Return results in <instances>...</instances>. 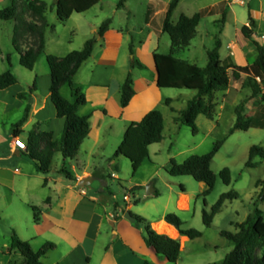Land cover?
Here are the masks:
<instances>
[{"label": "crops", "instance_id": "1", "mask_svg": "<svg viewBox=\"0 0 264 264\" xmlns=\"http://www.w3.org/2000/svg\"><path fill=\"white\" fill-rule=\"evenodd\" d=\"M128 1L126 0L123 8L117 6V9H126L127 15L131 17L134 13L130 10ZM229 1L231 0H222L210 7L213 14H222L223 17L225 15L223 22L232 8L226 4ZM247 1L250 13L241 29H235L232 35L226 28L219 29L213 34L215 44L217 39L221 41V59L226 65L230 62L241 67L252 65L258 57L254 42L264 46V34L258 36L259 28L264 26V0ZM235 2L245 4L243 0H235ZM181 16L178 20H174L173 16V22L178 23ZM28 20L31 21V18ZM164 21L165 18L160 22L156 20L154 5L149 4L142 29L117 28L112 19L110 28L102 37L96 39L92 56L82 65L75 77L76 88L80 89L86 99V103L79 106L78 113L90 118L89 136L83 142L77 157L71 160L72 163L70 160H64L60 153H56L53 158V169L49 173L40 172L36 162L30 158L29 151L19 150L14 145V139L21 137L28 146L32 134L49 133L53 140L60 138L64 131L65 119L57 116L50 93L54 75L49 66L45 68L42 62L43 60L47 62V55L65 57L73 51L82 50L89 40L87 35L98 33L99 29L96 26L94 29H88L80 48L73 46L72 43L58 40L52 34L49 35L47 29L45 55L37 62V64L41 63L40 70L35 72L36 64L32 71L35 72L30 80L33 82L32 85L27 82L26 86L16 89L20 86L18 83L0 91V119L3 118L0 123V264L26 263V258L19 250H11L13 234L22 241L30 243L35 252L40 251L48 243L55 245V248L42 258V264H145L146 262L168 264L167 260L159 257L155 249L146 243L143 227L137 222L126 219L127 212L133 216L147 218L152 229L159 234H165L159 231L161 226H170L176 235L168 236L177 239L183 251L189 238L181 235L179 230L167 223L165 218L171 212L178 215L190 212L196 193H204L207 186L200 183V187L195 190L189 189L185 182H180L181 191H178L176 188L178 184L170 182L163 192L159 191L154 182L157 170L154 169L156 164L151 156L153 145L149 147V157L141 165L142 167L148 162L153 166L145 180V183L152 181L153 193L142 199L138 191H133L139 187V184H136L128 189V194L124 197L125 206L106 197L105 193L109 186L106 178L109 176L116 180L119 177L116 172L120 166L114 156L126 132L131 129L137 137L138 124L149 112L159 110L164 117L165 139L167 130L172 131L169 126L167 127V118L179 127L180 123L182 124V113L186 111L189 102L198 95L197 91L189 96L186 93H173L169 91L173 89H161L157 86L154 54L167 55L172 48L170 36L163 31ZM200 25L201 22L195 38L202 36L203 39ZM245 26L252 31L251 38L243 34L242 29ZM56 31L54 29V33ZM21 48L25 51L28 45H22ZM187 48L181 50L177 57L193 63L189 58L181 56ZM206 51L208 56L211 50ZM142 55L152 56L151 68L143 62ZM133 60L139 61L144 68L133 67ZM230 74H232L231 70ZM129 75L133 79L135 95L130 104L123 108L121 88ZM35 81L37 90L32 91L31 87ZM65 87L69 86L62 88V95L69 101L75 102L73 90L69 87L70 91L67 95L64 92ZM241 91H248L245 100L237 98ZM21 93L26 94L25 99L19 98ZM252 95L250 76L242 74L238 81L231 80L227 90L216 92L213 101L217 104V110L220 108L224 110L225 104L233 100L235 113L237 107L244 104V115L254 117L264 104ZM168 99L171 100L170 105L166 103ZM27 110L28 119L21 124ZM201 116L204 115H200L196 120L198 128ZM209 120L212 123H208V127L213 130L215 118ZM17 125L20 126L16 127ZM256 130L261 128H251L246 132L256 134ZM17 131L20 132L19 136H16ZM34 148L36 151H41L44 144L37 142ZM106 162L108 164H105ZM63 168H67L73 178L70 179L63 174L61 172ZM85 178L93 179L91 187L79 186V181ZM258 185L259 182L256 186ZM156 192H159L158 196L155 195ZM165 194L168 198L162 204L159 200ZM132 201L134 204L147 205L150 214L140 209L133 210ZM172 201L175 210H169ZM160 206H163V209ZM194 210L196 213V204ZM182 238L185 240L182 241Z\"/></svg>", "mask_w": 264, "mask_h": 264}, {"label": "trees", "instance_id": "2", "mask_svg": "<svg viewBox=\"0 0 264 264\" xmlns=\"http://www.w3.org/2000/svg\"><path fill=\"white\" fill-rule=\"evenodd\" d=\"M14 0L13 4L0 11V20L15 21L18 25L13 39L16 50L20 53V64L27 70L33 71L39 59L45 55L46 33L49 28L47 19L48 4L39 0H20L21 5ZM101 0H57L55 4L59 21L65 22L73 14H83L90 11ZM126 0H120L118 8L125 6ZM180 0H172L170 3L163 31L167 33L172 42L170 54H154V63L157 72V86L161 89H188L198 92V95L189 102L186 111L182 113V124L190 127L193 132L198 133L196 120L200 115L209 119H214L217 104L213 101L216 92L225 91L229 88L231 80L238 81L242 74L250 76V84L253 88V98H257L261 104H264V46L254 42L258 52L257 60L249 66L241 67L233 62L227 65L221 59V41L216 40L215 48L208 52V64L201 68L196 64L181 60L177 54L190 46L197 34V28L207 14H213L212 9H206L194 16L182 15L178 23L173 22V16L179 6ZM29 15L31 21L26 19ZM225 19V15L223 17ZM251 20V25L253 21ZM112 19L105 21L98 31L102 37L110 28ZM243 34L251 38L252 31L248 27H243ZM30 36L32 43L27 50H22L20 39ZM96 39H90L86 42L82 50L73 51L65 57L47 55V64L54 75V80L50 87L51 100L57 111L58 118L65 119V127L60 138L53 140L49 133L32 134L28 143L29 156L36 162L37 168L42 173H49L53 169V158L56 153H60L64 160H74L83 142L90 133V118L81 116L78 113L79 106L86 103V99L81 94L80 89L76 88L75 77L82 65L92 56ZM133 67L140 69L144 65L137 60L132 61ZM230 70L232 74H230ZM18 78L10 71L0 75V91L6 90L18 84ZM69 86L76 98L71 102L62 95V88ZM32 91L37 90L35 81L31 87ZM135 95L132 76L129 75L121 88V106L126 108ZM20 99H25L26 94H19ZM168 105L171 100L166 101ZM28 110L21 121L25 123L28 119ZM237 120L230 134L237 131H247L251 128H264V105L260 107L259 113L254 117L244 115V104L236 109ZM17 125L16 127H19ZM164 117L159 110L149 112L138 124L139 133L135 137L132 130L129 129L124 137L122 144L116 150L114 158L125 157L130 160L133 172L136 173L143 162L149 157V147L159 144L164 139ZM19 136V131L16 132ZM37 142L43 143L44 148L41 151L35 150ZM225 141H219L213 151L206 155L190 156L183 163L179 164L172 160L166 168L167 173L172 177L189 176L207 186L204 196L212 192L216 182V175L211 169V162L219 152ZM256 157L264 159V146H252L249 153V161L246 167L254 168L257 163ZM68 178H73L72 173L67 169L61 170ZM220 176L226 185L232 182L231 171L225 168ZM138 187L133 189L135 192ZM155 195H159L156 192ZM263 196V195H262ZM238 198L237 193L223 194L210 212L203 211V222L206 227H211L215 217L221 212L223 205L228 200ZM138 204V203H136ZM137 224L141 225L145 231L146 243L155 249L157 255L168 264H177L182 253L181 243L165 234H159L152 229L151 223L146 218L134 215ZM165 220L167 223L175 226L181 235L187 236L190 240L202 237V233L196 229H183L184 222L175 213H169ZM238 232L231 233L222 231L221 236L233 243L234 248L224 258L221 264H264V217L261 211L256 210L242 224L237 225ZM55 248V245L48 243L35 252L30 243L22 241L16 234L12 236L11 250H19L26 258L25 264H42V258ZM262 254L259 255V250ZM145 264H150L146 262Z\"/></svg>", "mask_w": 264, "mask_h": 264}, {"label": "rangeland", "instance_id": "3", "mask_svg": "<svg viewBox=\"0 0 264 264\" xmlns=\"http://www.w3.org/2000/svg\"><path fill=\"white\" fill-rule=\"evenodd\" d=\"M39 1H44L48 4L47 19L49 22V35L52 34L56 39L72 43L73 46L78 47L84 42L88 29H94V26L100 29L102 24L108 19H113L114 26L117 28L142 29L149 4L154 5L155 18L160 22L164 20L166 10L172 2V0H129V8L134 13L129 17L126 9H117L120 0H101L90 11L83 14L75 13L67 21L61 22L58 19L55 8L56 0ZM221 1L180 0L174 20H178L182 14L190 16L210 9L211 6ZM243 1H245L244 5L235 2V0L226 3L232 8L224 22L222 14L205 15L200 25V33L203 35V39L202 36L195 38L191 46L184 50L181 56L189 58L191 62L201 68L205 67L208 63L206 50L215 48L213 34L217 33L219 29L226 28L230 30V34L232 35L235 29H241L242 24L248 20L250 6L247 0ZM13 2L14 0H0V11L11 6ZM17 4L20 6L21 1H17ZM26 19H30V16L27 15ZM17 25L18 22L15 21L0 20V75L7 71L12 72L20 83V86H17L16 89L26 86L34 73L40 70L41 67V63L37 64L35 72H32L21 66L20 54L13 43ZM54 29L57 30L56 33H54ZM262 34H264V26L258 30V36L260 37ZM87 36L89 40L98 38L97 32L93 34L89 33ZM31 43L32 39L30 36L20 39L21 46H29ZM140 51L142 52V50ZM142 58L143 62L151 68L153 64L152 56L142 55ZM43 61L42 65L47 68V62ZM32 83L30 82V85ZM69 91V87H65V94L68 95ZM169 91H173V93H186L189 96L196 93V91L188 89H173ZM247 94L248 91H241L237 96L238 100H245ZM219 95L222 94L219 93ZM232 102L233 100H230L225 104L224 110H221V108L217 110L216 108L213 130H210L208 127V123L212 122L205 116H201L199 119L200 127L196 134L190 127L184 124L180 123L179 127H176V124L167 118V127L169 126L172 131L167 130L164 141L154 144L151 150L153 162L156 164L154 169L157 170L154 182L159 191L163 192L170 182L178 184L176 186L178 191H181L180 182H185L189 189L193 188L196 190V188L200 187V182L189 176L172 177L167 173L166 168L172 160L181 164L190 156L209 154L219 141H225L211 162V169L217 177L214 189L207 196H204L203 192L196 193L193 201V204L197 206L196 213L193 205L190 212L184 215L177 214L184 222L183 229H196L203 234L201 238L195 240L189 239L185 243L179 264H221L226 255L234 248L233 243L221 236V232L237 233V225L247 221L248 217L256 210L261 211L264 217V159L256 157L254 162L257 163V166L254 168L246 167L251 147L264 146V128L256 130L258 134L256 132L254 134V132L237 131L231 135L230 130L237 120ZM2 119H0V123ZM5 119L8 120V118ZM115 161L120 166L116 172L119 177L116 180H113L109 176L106 178L109 183L108 189L105 192L106 197H110L119 205L125 206L124 197L128 194V189L139 184L136 191L144 199L152 182L145 183V180L149 175V171L153 169V166L147 162L134 173L129 159L119 157L115 158ZM54 162L56 163V161ZM105 164H108V162ZM225 168H229L231 171L232 182L230 185L224 184L220 176L221 171ZM258 182L259 185L256 186ZM225 193H237L238 198L226 201L221 212L215 217L212 226L206 227L203 222V211L210 212L212 206ZM167 198L165 194L159 201L163 204ZM132 203L134 205L133 210L139 211L140 209L146 214H150L147 205H143V203L134 204L133 201ZM160 208L163 209V206H160ZM169 208V210H175L173 201L170 203ZM159 231L171 236L176 235V232L168 225L161 226ZM184 240L182 238V241ZM262 251L260 249L258 254L261 255Z\"/></svg>", "mask_w": 264, "mask_h": 264}, {"label": "water", "instance_id": "4", "mask_svg": "<svg viewBox=\"0 0 264 264\" xmlns=\"http://www.w3.org/2000/svg\"><path fill=\"white\" fill-rule=\"evenodd\" d=\"M56 3H57V0H56ZM98 37H99V35H98ZM92 183H93V179L85 178V179L79 181V186L83 187V188H87V187H91ZM152 193H153V186L151 184L148 188L147 195L150 196ZM125 217H126V219H128L131 222H136V218L130 212H127Z\"/></svg>", "mask_w": 264, "mask_h": 264}, {"label": "built area", "instance_id": "5", "mask_svg": "<svg viewBox=\"0 0 264 264\" xmlns=\"http://www.w3.org/2000/svg\"><path fill=\"white\" fill-rule=\"evenodd\" d=\"M14 145L21 151H27V143L21 137H15Z\"/></svg>", "mask_w": 264, "mask_h": 264}]
</instances>
